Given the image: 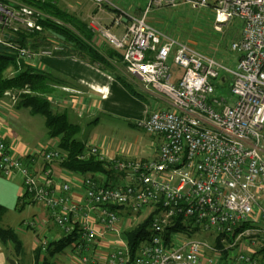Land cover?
I'll list each match as a JSON object with an SVG mask.
<instances>
[{
	"label": "built area",
	"instance_id": "1",
	"mask_svg": "<svg viewBox=\"0 0 264 264\" xmlns=\"http://www.w3.org/2000/svg\"><path fill=\"white\" fill-rule=\"evenodd\" d=\"M94 1L100 9L108 5L120 12L113 22L119 26L126 21L127 26L119 36L95 25L94 19L90 28L122 52L132 76L167 97L174 108L152 112L137 122L163 138L158 158H109L89 145L81 159L95 156L114 162L125 180L113 187L100 182L101 175L88 177L82 183L84 194L75 200L69 183L57 188L43 182L32 166L37 156L46 164H60L67 158L64 152L43 145L20 156L0 135V174L22 179L24 196L43 204L64 236L79 229L81 240L74 251L83 263L264 264V0H149L142 17L129 16L109 0ZM180 3L197 10L212 7L217 27L241 21V37L231 47L239 57L233 69L148 22L150 9ZM39 16L32 7L11 9L0 3V43L4 28L13 23L41 31ZM16 49L32 63L56 57L64 47ZM171 58L183 71L178 81L173 79ZM223 74L233 81L230 99L217 93L216 81ZM45 175L49 177V172ZM124 212L134 221L136 214L154 212L150 238L136 254L123 236ZM180 217L192 221L197 234L212 233L214 242L187 234L167 236L168 227ZM35 225L29 221L26 226ZM104 241L109 246L101 252L96 245ZM48 242L43 240L39 247L45 250Z\"/></svg>",
	"mask_w": 264,
	"mask_h": 264
},
{
	"label": "crops",
	"instance_id": "2",
	"mask_svg": "<svg viewBox=\"0 0 264 264\" xmlns=\"http://www.w3.org/2000/svg\"><path fill=\"white\" fill-rule=\"evenodd\" d=\"M104 13L105 11H99L98 13V16L101 18L99 20L102 21L103 26L110 28L117 36L123 34L127 22L123 21L124 24L117 26L113 22L114 18L117 16V12L114 11L113 16V11H106V14ZM7 28H4V34L7 32ZM94 37V46L103 54H106L108 51L122 54L121 51L117 52L113 49L108 42L98 35V33H96ZM237 61L233 63L236 65ZM107 62V67L102 68L103 66L93 65L85 59L82 60L71 56H58L36 59L32 62V65H35V67L42 72L48 73L62 81V83L55 86L56 91L51 98L54 103V109L59 114H67L70 122L82 126V129L85 127V125L81 123L83 120L86 122V125L91 126L98 122L99 117L110 114H113L117 119L132 124V122H136L137 120L141 121L148 119V116L155 111H173L174 108L169 99L155 91L152 87L144 85L136 76H132L128 72L123 60L117 61L115 57H110L107 59ZM171 65L174 74L173 79L174 81H178L182 77L183 71L174 64L172 58ZM226 75L227 74H223L222 77ZM121 76L127 80L128 84L137 92V95L132 94L128 88L124 86L122 79H120ZM227 76L229 77V75ZM222 77L220 80L216 81L217 93L221 97L224 96L230 99L232 96L231 86L233 81H230L231 77H229L230 80L224 79V81L228 83L225 84L224 81H222ZM220 91L224 94H221ZM0 104V135L5 137L6 141L13 148L14 154L24 157L28 156L31 152H34L35 149L32 150L27 143L22 141V134L24 131L20 126H22L23 118L25 117L22 112L26 109H17L8 99L2 100ZM97 139H99L98 136L94 137L91 143H94ZM159 139V142L162 144L163 138L160 137ZM57 143L58 140L52 139L47 146H55ZM107 153L111 157L114 154V156H120L118 150ZM159 153L160 149L157 150L150 159L141 160H156ZM32 166L43 182L48 181L50 184L53 183L54 187L57 188H59L58 185L64 182L69 183L75 200L81 198L84 194V188L82 187L84 179L91 177L90 175L84 176L77 172H69L58 163L46 164L41 156H37ZM46 172H49V177H46ZM99 178L100 182L106 183L108 181V178L104 174H101ZM116 182L121 184L123 180L118 178ZM11 197L18 200L16 202L17 204H29L30 207L33 208L31 217L28 220H23L22 223L24 227H27L26 225L29 221L36 222L35 227L31 228L34 229L36 234L31 246V264H35V257L37 254L35 252L42 244V241H58L61 240L65 234L63 230L57 226L43 204L34 202L29 196H24L22 179L18 177H13L11 179L0 177V204L6 205V200H9L13 204L14 201H12ZM5 216L3 221H5ZM23 245H25L24 241ZM108 246L109 242L104 241L96 245V248L101 250V252H105ZM52 261L56 264H86L81 261V256L73 249L72 253L65 251L63 254L56 255ZM0 264H8V254H6V250L1 242Z\"/></svg>",
	"mask_w": 264,
	"mask_h": 264
},
{
	"label": "trees",
	"instance_id": "3",
	"mask_svg": "<svg viewBox=\"0 0 264 264\" xmlns=\"http://www.w3.org/2000/svg\"><path fill=\"white\" fill-rule=\"evenodd\" d=\"M0 3L11 9H18L20 5L32 7L40 15L37 18V24L42 27L41 31H29L21 26L6 27L7 32L3 34L4 40L0 43V103L8 99L19 110L26 109L34 117L43 116L48 138L58 140L56 149L66 154L67 158L60 163L62 168L84 176L90 175L95 179L97 175L104 174L108 178L105 185L116 186V181L120 177L114 168V162L99 161L95 156L81 159L89 148L87 143L78 138L82 132V126L72 124L67 114H59L55 111L51 98L56 91L55 86L62 81L42 72L32 63L26 62L21 58L16 47L23 46L38 51L45 46L62 44L64 49L57 51L56 57H77L93 65L103 66L102 68L107 67V59L110 57H115L117 61L123 60L122 54L114 51L103 54L98 50L93 43L95 32L90 25L62 9L57 0H0ZM46 32L59 41L50 39ZM120 79L132 94L137 95L124 77L121 76ZM6 211L7 207L0 204V242L2 245L13 243L16 251L20 252L23 249V243L17 231L2 226ZM153 216L154 212L148 214L139 224L128 228L123 233L134 254L138 252L142 243L149 240ZM191 228L193 230L190 232ZM179 232L186 233L192 238L199 229L193 226L192 221L180 217L175 220V225L168 227L166 234L170 236L171 233ZM80 236L78 229L70 235L63 236L61 240L48 242L45 250L39 247L35 252L37 253L35 264H56L52 259L56 255L65 253L68 248L75 250L76 244L81 240ZM262 253L263 250L257 252V254Z\"/></svg>",
	"mask_w": 264,
	"mask_h": 264
},
{
	"label": "rangeland",
	"instance_id": "4",
	"mask_svg": "<svg viewBox=\"0 0 264 264\" xmlns=\"http://www.w3.org/2000/svg\"><path fill=\"white\" fill-rule=\"evenodd\" d=\"M62 9L66 12L72 13L80 20H83L88 25L92 26V20H95V25L103 26V23L98 16L99 11H113L114 9L108 5L99 8L94 0H57ZM121 11L123 10L129 16L142 17L147 11L149 0H109ZM117 12V11H116ZM120 12H117V16ZM148 22H150L155 28L157 27L164 33L173 36L180 42H185L193 48L198 49L206 56H212L220 63L230 69L235 67L234 61L238 60V56H235L231 51L232 42L238 41L241 37L242 23L238 19H233L226 25L216 26L214 9H194L187 5L180 3L176 7H168L162 9H150L147 16ZM12 27H18L16 24H12ZM4 33V32H3ZM50 39L58 42L54 36L49 33H45ZM44 34V35H45ZM96 34V33H95ZM4 40V36L1 37ZM53 43V42H52ZM55 45V44H54ZM62 45V44H61ZM52 46V45H51ZM63 46V45H62ZM48 47V46H45ZM44 47V49H45ZM50 47V46H49ZM230 59V60H229ZM231 61V62H230ZM230 77V76H229ZM227 75L222 77L229 79ZM231 81V80H230ZM62 83V82H61ZM225 84H228L227 81ZM58 84V83H57ZM63 86V85H62ZM228 88V86H227ZM224 89V88H223ZM221 90V89H220ZM225 91V90H224ZM221 93V91H220ZM221 94H224L223 92ZM22 127V141L27 143L32 150H37L41 146L49 144L52 139L48 138L47 128L44 126V118L41 115L31 116L27 110H23ZM125 122L115 118L113 114L106 115L98 118V122L91 126L86 125L84 120L81 122L84 124L82 132L78 138L88 145L93 144L99 148V150L107 153H112L113 150H118L120 156L117 158H127L129 160H141L150 159L157 150H161L159 136L148 133L145 129L138 126V122ZM29 128V129H27ZM99 137L97 141L91 143L94 137ZM126 151V152H125ZM127 153V154H126ZM115 155V154H114ZM112 155V158L114 157ZM125 155V157H124ZM109 156V155H108ZM111 156H109L110 158ZM0 177L7 178L0 174ZM124 179L125 178H120ZM118 184V183H117ZM14 203L6 200V218L3 221L2 226L17 231L20 240L24 241L23 249L20 252L16 251V247L13 243L4 244L6 254H8V264H31L32 253L31 246L34 238L36 237L34 229L24 227L22 221L28 220L33 213V208L29 204H17L16 198H12ZM17 204V205H16ZM121 224L125 229L134 227L145 216L146 213L141 212L133 217L136 220H128L127 213H122ZM4 220V219H3ZM181 235L186 233L179 232ZM195 238L200 240H208L214 242L213 234L200 233L195 235ZM68 253H72V248H68ZM54 262V261H53Z\"/></svg>",
	"mask_w": 264,
	"mask_h": 264
}]
</instances>
